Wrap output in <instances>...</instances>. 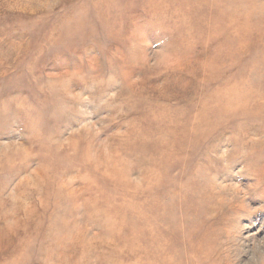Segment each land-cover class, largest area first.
I'll return each mask as SVG.
<instances>
[{
	"label": "rangeland",
	"instance_id": "1",
	"mask_svg": "<svg viewBox=\"0 0 264 264\" xmlns=\"http://www.w3.org/2000/svg\"><path fill=\"white\" fill-rule=\"evenodd\" d=\"M0 264H264V0H0Z\"/></svg>",
	"mask_w": 264,
	"mask_h": 264
}]
</instances>
